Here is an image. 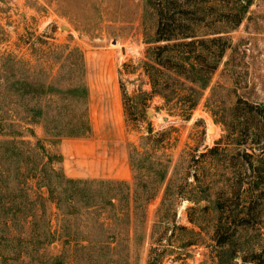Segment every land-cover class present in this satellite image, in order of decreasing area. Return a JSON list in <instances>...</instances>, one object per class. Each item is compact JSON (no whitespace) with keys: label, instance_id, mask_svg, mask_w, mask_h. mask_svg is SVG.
<instances>
[{"label":"rangeland","instance_id":"1","mask_svg":"<svg viewBox=\"0 0 264 264\" xmlns=\"http://www.w3.org/2000/svg\"><path fill=\"white\" fill-rule=\"evenodd\" d=\"M181 1L0 0V264H264V0ZM164 8L195 45L158 49ZM101 54L129 182L61 168Z\"/></svg>","mask_w":264,"mask_h":264},{"label":"crops","instance_id":"2","mask_svg":"<svg viewBox=\"0 0 264 264\" xmlns=\"http://www.w3.org/2000/svg\"><path fill=\"white\" fill-rule=\"evenodd\" d=\"M86 56L87 128L60 142L61 168L67 179L129 182L132 177L122 95L111 62ZM101 61V62H99Z\"/></svg>","mask_w":264,"mask_h":264},{"label":"trees","instance_id":"3","mask_svg":"<svg viewBox=\"0 0 264 264\" xmlns=\"http://www.w3.org/2000/svg\"><path fill=\"white\" fill-rule=\"evenodd\" d=\"M188 3L186 0L181 1L180 5H187ZM187 12V11H186ZM182 17V18H181ZM180 19H178L175 14H170L169 9L164 8V12L158 13V26L156 31V41L157 42H163L165 45L162 47H158V49H161L160 51L167 50L169 48V43L173 41H177L173 45L170 46H192L195 45V43L192 41L194 40V35L191 33V23H193L192 20L188 21L189 19H184L183 16H181ZM186 39H191V41H188L186 43ZM171 48V47H170ZM190 51H181V54H189ZM194 53V52H193ZM163 53H159L158 60L155 59V63L161 65L166 70H173L175 69H182V66L176 63H171L170 59L166 58L164 61L160 58ZM196 57L203 58L202 54L195 55ZM204 61V58H203ZM171 65L173 67H171ZM193 107V106H192ZM190 107V109H192Z\"/></svg>","mask_w":264,"mask_h":264}]
</instances>
